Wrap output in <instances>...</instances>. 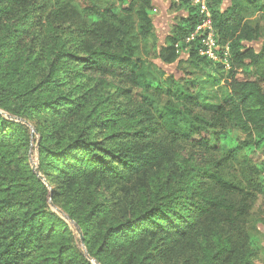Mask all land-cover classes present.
I'll return each mask as SVG.
<instances>
[{
	"label": "trees",
	"instance_id": "trees-1",
	"mask_svg": "<svg viewBox=\"0 0 264 264\" xmlns=\"http://www.w3.org/2000/svg\"><path fill=\"white\" fill-rule=\"evenodd\" d=\"M224 1L209 0L219 55L230 53L221 100L188 72L169 76L157 112L150 93L164 89L140 55L153 0H0V264H264L245 226L264 183L222 172L226 159L264 169V36L259 50L244 44L261 36L248 15L264 0ZM172 2L187 15L158 57L189 46L192 66L222 65L200 53V35L187 41L197 6ZM222 141L225 159L199 160Z\"/></svg>",
	"mask_w": 264,
	"mask_h": 264
},
{
	"label": "rangeland",
	"instance_id": "rangeland-1",
	"mask_svg": "<svg viewBox=\"0 0 264 264\" xmlns=\"http://www.w3.org/2000/svg\"><path fill=\"white\" fill-rule=\"evenodd\" d=\"M104 1V0H101ZM168 11L171 13H175V20L178 21L183 17L186 9L179 4L174 5L172 1L168 3V5H164L165 7L169 6ZM231 5V0H225L224 6L228 8ZM224 8V9H226ZM187 12V11H186ZM154 13V12H153ZM158 15V13H157ZM153 17V15H152ZM159 18V15L158 17ZM248 20L251 22L250 24L254 27H257L261 31V36L258 39H254L252 41L244 42L245 46L249 48H254L259 50L261 48V44L263 42L264 36V14L261 12H255L254 14L248 15ZM175 21V22H176ZM154 35L141 43L140 46V55L147 59L149 63V68L152 73L151 76L160 80L161 87L164 89L163 93H159L157 91H152L150 95L152 96V101L154 103L155 111L159 112L162 109L163 104L167 101V96L165 94V90L167 89V79L169 76H175L176 78L185 77L188 72H192L191 78L188 80L191 84L197 85L200 83L201 91L204 93V96L207 97L206 101L217 103L221 100V97L224 93L226 86V76L227 72L230 68V53L229 47L225 45L223 47V56L219 55L218 61L223 62L222 65H217L215 67L211 66H192L189 62V46H185L180 48L178 46L179 57L175 62L165 63L158 57V49L161 45H163L166 41L167 35L172 32V27L176 23H165L163 20L158 21V23H154ZM216 76L220 79L218 83H213L208 81L210 77ZM208 81V82H207ZM203 105L199 107V111H205L204 100H202ZM232 139L238 142H244L245 140H249L246 135L238 129H234L231 131ZM223 144V150L216 151L211 150L205 153V156H198L199 160L204 159V157H208L209 159H222L226 157L227 151L225 150L228 146ZM38 144L34 145L33 149H31L29 153V158L32 164H38ZM215 145V143H214ZM192 153L190 148L184 146V154ZM200 152H195L198 154ZM258 153L263 154L264 156V148L262 150H258ZM224 175L227 178L232 179L233 181L241 184L243 188L248 189L252 183H259V181L264 183V169L262 171L253 172L251 168L246 165L243 161L235 162L233 160H225V165L223 167ZM247 229H249L250 233L253 236L254 246L258 247V254L256 256V261L264 262V196H260L259 200L256 201V206L254 212L249 218V222L245 225ZM73 231L76 233L78 238H80L79 233L76 231L74 227H72ZM81 240V239H80ZM80 248L86 250L85 246L80 241ZM95 263V262H94Z\"/></svg>",
	"mask_w": 264,
	"mask_h": 264
},
{
	"label": "built area",
	"instance_id": "built-area-1",
	"mask_svg": "<svg viewBox=\"0 0 264 264\" xmlns=\"http://www.w3.org/2000/svg\"><path fill=\"white\" fill-rule=\"evenodd\" d=\"M191 3L197 6L199 12V23L195 31L187 38V41H192L197 35L201 36L202 48L200 53L206 55L213 60L219 59V44L217 34L213 26V15L209 7V0H190Z\"/></svg>",
	"mask_w": 264,
	"mask_h": 264
},
{
	"label": "crops",
	"instance_id": "crops-1",
	"mask_svg": "<svg viewBox=\"0 0 264 264\" xmlns=\"http://www.w3.org/2000/svg\"><path fill=\"white\" fill-rule=\"evenodd\" d=\"M170 1H173V0H153V5H154V10H153V20H154V23H158V21H164L165 23L169 22V23H175V13H170L168 11L169 7H170V4L169 6L165 7L166 5H168V3H170ZM225 3V1H224ZM224 3H223V8H226L224 6ZM165 5V6H164ZM227 9V8H226ZM159 15V18L158 15ZM187 15V12L185 11L184 14H183V17Z\"/></svg>",
	"mask_w": 264,
	"mask_h": 264
},
{
	"label": "water",
	"instance_id": "water-1",
	"mask_svg": "<svg viewBox=\"0 0 264 264\" xmlns=\"http://www.w3.org/2000/svg\"><path fill=\"white\" fill-rule=\"evenodd\" d=\"M33 132H35V129H34V128H33ZM32 165H33L32 168L35 170V172L37 173V175H38L40 178L44 179V177H43L42 174L40 173V170H39L38 166H37V165H34V164H32ZM51 205H52L54 208H56L60 213H62L63 216H64L66 219H68V220L70 221L72 227H74V228L76 229V231L79 233V235H80V239H81V243L84 245V236H83V233H82V230H81L80 226H79L75 221H73L68 215L64 214L60 209H58V208H57L52 202H51ZM82 251H83L86 255H88L87 250H83V249H82ZM92 260L95 262V264H100L98 261H96V260H94V259H92Z\"/></svg>",
	"mask_w": 264,
	"mask_h": 264
}]
</instances>
